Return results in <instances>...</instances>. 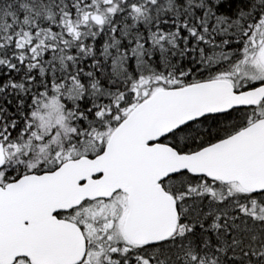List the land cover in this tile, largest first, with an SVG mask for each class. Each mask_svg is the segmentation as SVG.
<instances>
[{
	"label": "snow or ice",
	"instance_id": "1",
	"mask_svg": "<svg viewBox=\"0 0 264 264\" xmlns=\"http://www.w3.org/2000/svg\"><path fill=\"white\" fill-rule=\"evenodd\" d=\"M0 264H264V0H0Z\"/></svg>",
	"mask_w": 264,
	"mask_h": 264
}]
</instances>
